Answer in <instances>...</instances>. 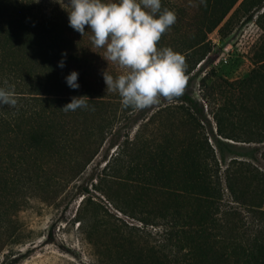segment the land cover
Segmentation results:
<instances>
[{"label":"trees","instance_id":"16d2710c","mask_svg":"<svg viewBox=\"0 0 264 264\" xmlns=\"http://www.w3.org/2000/svg\"><path fill=\"white\" fill-rule=\"evenodd\" d=\"M176 1L161 0L177 19L158 42L186 61L185 91L172 98L180 108L162 109L176 116L175 128L151 137L145 126L122 142L116 131V150L102 173L122 192L112 199L115 207L139 217L142 226L112 220L91 199L82 201L80 225L105 256L101 264H264V169L236 157L224 165L229 141L264 143V43L261 64L247 79L209 88L217 145L201 126L204 109L187 91L190 75L211 52L209 34L227 35L241 17L260 12L264 0ZM259 18L264 28V12ZM87 30L82 36L70 27L61 5L43 9L35 0H0V85H14L18 97L14 108L0 106V233L6 239L0 249L21 239L18 221H9L12 213L31 197L52 199L98 155L118 116L135 112L106 91L105 49L92 45ZM73 70L78 89L65 79ZM234 85L237 91L229 89ZM83 95L88 108L63 109ZM247 224L256 229L245 231ZM13 249L3 264H20L32 251Z\"/></svg>","mask_w":264,"mask_h":264},{"label":"rangeland","instance_id":"374dc122","mask_svg":"<svg viewBox=\"0 0 264 264\" xmlns=\"http://www.w3.org/2000/svg\"><path fill=\"white\" fill-rule=\"evenodd\" d=\"M35 2L43 9H48L50 5H60L54 0H39V2L35 0ZM176 2L179 3V0ZM263 12L264 8L251 18L241 17L233 30L225 36H222L218 30L209 34L208 38L212 44L211 52L190 75V86L187 91L198 103L197 107L204 109V114L199 119L201 126L210 133V143L214 145H217L218 136L216 123L210 113V102L213 100L214 92L209 88L214 83L227 87L226 82L245 80L260 66L261 63L258 61L264 43V28L259 17ZM104 68L113 76L123 72V69L111 61L107 62ZM231 88L232 91H237V85L230 86L229 89ZM113 94L115 97L119 96L118 93L113 92ZM113 104L116 108L118 102ZM180 105V102L160 97L158 104L143 110H135L133 114L118 116L114 122V130L107 135L98 155L77 178L55 189L49 195L52 199L48 202H43L39 196L31 197L20 211L16 214L12 213L9 221L10 223L18 221L21 239L14 243L6 241V247L0 249V264H3L12 245L13 254L32 250L20 264H101L100 260L105 256L99 253L98 249L87 239L84 224L80 225L79 216L83 200L91 199L100 204L112 214V220L120 224L142 226L139 217L132 218L115 207L112 199L115 198V194L120 195L122 192L116 191L117 187L113 185V182L102 175L106 163L116 150V146L111 148L112 135L118 131L122 136L120 140L122 142L128 135L133 138L139 128L146 126L145 133L155 137L162 128L174 127L177 119L174 114L170 113L171 110L162 112V109L180 108ZM263 153L264 143L249 144L229 141V149H225L224 165L236 157L250 161L264 169ZM55 193L56 196H54ZM88 209L91 211L92 207ZM52 225L56 226L55 241L49 243L47 241L50 240L48 232ZM253 225L247 224L244 230L249 232V230L256 229ZM1 239L6 240L2 232L0 233V244Z\"/></svg>","mask_w":264,"mask_h":264},{"label":"clouds","instance_id":"9594fccd","mask_svg":"<svg viewBox=\"0 0 264 264\" xmlns=\"http://www.w3.org/2000/svg\"><path fill=\"white\" fill-rule=\"evenodd\" d=\"M54 2L68 12L70 27L84 36L88 26L92 45L104 48L103 58L123 69L116 76L103 72L106 91L118 93L122 108L143 110L158 104L160 97L183 95L188 82L184 55L170 46L158 47L162 35L177 19L174 10L162 8L161 0ZM58 66L65 67V60L61 59ZM78 77L76 70L66 76L70 88L80 87ZM88 99L87 95L73 96L63 109L88 108ZM17 104L15 86L5 81L0 85V106L14 108Z\"/></svg>","mask_w":264,"mask_h":264}]
</instances>
